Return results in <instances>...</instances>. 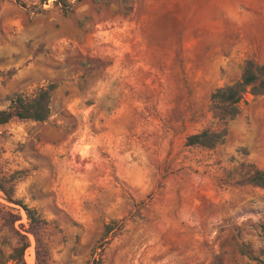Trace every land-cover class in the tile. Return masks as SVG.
<instances>
[{"label":"rangeland","instance_id":"1","mask_svg":"<svg viewBox=\"0 0 264 264\" xmlns=\"http://www.w3.org/2000/svg\"><path fill=\"white\" fill-rule=\"evenodd\" d=\"M247 59L264 0H0V110L55 86L45 121L0 125V264H259L239 246L264 247L242 174L264 169V94L215 147L186 144L224 127L210 95Z\"/></svg>","mask_w":264,"mask_h":264},{"label":"trees","instance_id":"2","mask_svg":"<svg viewBox=\"0 0 264 264\" xmlns=\"http://www.w3.org/2000/svg\"><path fill=\"white\" fill-rule=\"evenodd\" d=\"M54 88L53 84H49L30 98L22 95L11 97L8 107L0 110V125L8 123L12 119L45 121L50 114L51 93ZM247 94L252 96L264 94V64L256 63L252 59L245 60L241 76L237 81L216 88L210 95V110L214 118L221 121L224 127L218 131L203 129L198 133L190 134L186 137V144L211 149L220 143L226 134V124L239 114L240 103ZM242 174L245 184L264 188V169L245 165L242 166ZM7 201L17 204L10 195L7 196ZM22 208L29 222L30 233L37 242L38 232L45 222L35 210L26 206H22ZM27 247V242H20L18 247L12 248L11 259L22 262V255ZM239 252L259 264H264V247L260 250L259 255H256L249 244L242 243L239 246ZM36 260L37 264H41L38 250H36Z\"/></svg>","mask_w":264,"mask_h":264},{"label":"bare ground","instance_id":"3","mask_svg":"<svg viewBox=\"0 0 264 264\" xmlns=\"http://www.w3.org/2000/svg\"><path fill=\"white\" fill-rule=\"evenodd\" d=\"M29 262H30V264H34L33 263V257L29 258Z\"/></svg>","mask_w":264,"mask_h":264}]
</instances>
